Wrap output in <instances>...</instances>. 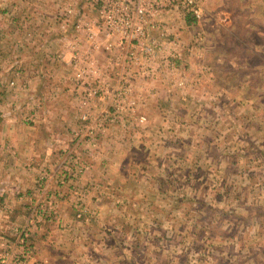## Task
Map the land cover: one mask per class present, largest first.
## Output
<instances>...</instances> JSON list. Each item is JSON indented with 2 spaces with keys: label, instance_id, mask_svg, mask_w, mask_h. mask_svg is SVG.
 Segmentation results:
<instances>
[{
  "label": "rangeland",
  "instance_id": "374dc122",
  "mask_svg": "<svg viewBox=\"0 0 264 264\" xmlns=\"http://www.w3.org/2000/svg\"><path fill=\"white\" fill-rule=\"evenodd\" d=\"M209 1H207L204 15L196 21L189 18L178 20L172 12L165 14V17L170 16L168 19L175 25L171 27L173 32L170 37L166 36V40L172 41V38H178L175 39L177 41L176 55L181 53V56L177 59L165 58L162 56L163 49L154 48L157 55L155 60L151 61L153 64L141 62L135 56L126 54L125 49L115 44L116 39L109 38L110 35L105 32L100 35V38L104 39H96L99 46L97 48H93L90 39H83L81 35H78L79 39H72V32L63 31L59 26L57 0H20V2L15 0L11 2L10 9L13 12L10 10L8 12L13 19L10 21L12 28H9L8 32L17 38L18 46L16 48L8 45L4 50L11 55L14 54V49L17 53L22 51L28 53L31 55V61L28 58L25 61L14 60L16 70H13L10 77H6V82L7 85L9 82L11 85L16 81L18 83L22 78L19 76V70L32 66L34 70L37 69V74L39 73L36 75L39 77L37 82L39 86L48 81L49 85L65 84L69 89L75 102L74 108L72 107L70 112V115L75 114L73 135L75 139L82 137L79 144H84L81 152L77 151L78 153L70 157V165L74 163L70 172L76 173L75 176L71 174L70 179L74 180L80 175L79 173H85L84 171L89 169L92 164L91 161L97 159L101 161V155L106 153L108 147H112L119 149L122 153L117 154L118 159L115 164V167L121 169L119 172L121 174L118 175L120 184L122 182L124 185L133 180L140 187H148L150 195L157 190L165 195L164 202L167 205L165 220L153 219L149 213L144 214L143 211H135L130 215L131 206H125L123 202L117 206V209L123 211V214L120 215L125 214L124 218L107 217L99 220V223L102 226L105 225V228H109V230L105 229L103 235L95 231L93 236L96 243H92L91 237L87 238V244L90 246L87 256L92 258L91 262L88 261L89 264H122L123 261H127L128 254H132L135 264H141L142 259H145L144 263L148 261L146 264H169L170 261H175L173 257L175 248L187 241L189 243L194 241L191 226H182L186 221H191L189 218L182 217L187 215L186 213L195 214L197 219L196 237L198 242L192 244L194 249L192 253L196 255V258L201 257L211 263L213 258L211 252L217 246L216 243L222 242L221 237H227L222 231L229 229L233 233L234 228H241L245 221H256V224L258 223L259 227H262L255 238L257 242H262L264 215H259L257 211L264 210V204L258 206L256 211L249 209L252 207L250 204L240 201L244 196L245 187L239 190L237 189L238 184L233 185V183L236 181L251 183L252 180L257 179L260 181V191L262 190L261 192L264 194V85L257 86L258 89L255 91L253 89L248 91L246 88L247 106L245 104L246 116L244 115V119L241 117L243 104L241 106L236 104L234 107V104L228 102L230 108H226L225 113H222L220 103H217L221 99L218 93L213 95L217 100L212 97L214 99L212 106L208 102L205 103L208 96H205L204 93H198L192 97L182 94V91H185L187 87L190 89L187 86V73L191 77L190 82L196 81L191 87H207V84L199 81L194 73V71L198 73V68L202 64L197 66L194 63L195 66H193L190 65V62L193 59L194 62H204L203 48L211 45L212 49L213 45L215 46L213 50L215 57L218 43L217 40L212 42L211 39H219L220 42L224 35L223 27H230V16L225 8H221V0L212 3ZM87 3H83L85 7L89 8L84 10V14L92 18L98 16L94 11L96 9L90 10L91 7ZM7 8L8 4L4 0H0V13L6 11ZM95 19L97 18L92 20ZM20 37L21 39H19ZM213 51H209L207 57L212 56L211 52ZM117 53L119 56L116 59ZM218 53H223V49H220ZM223 57L225 56L218 55L221 60L217 58L214 64L222 65ZM9 59L12 61V56ZM115 60L118 61L117 64ZM124 60L125 62H123ZM121 62L125 67L123 73L122 69L118 67ZM9 63V60H6V66ZM61 64L66 68L61 67ZM113 64L114 67H112ZM98 66L102 72L97 76L93 73L88 77L78 74L82 70L90 71ZM150 68L153 70L150 71ZM63 69H66L64 75L62 74ZM224 77H227V73ZM20 80L22 81V79ZM262 84H264V80H262ZM51 86L48 89H51ZM205 89H208V92L211 90ZM214 89L216 92L219 90V88ZM236 91L234 90V93H237ZM156 96L161 97L160 100L164 98L165 102L161 100V105H153L144 111L143 107L146 102ZM231 97H236V95L233 94ZM107 98L112 102L113 113L110 114L111 117L108 116L107 122L100 126L96 122L103 111H95V107H100L96 101ZM132 98H135L134 104L130 105L129 101ZM182 102L185 105L181 108L183 115L177 117L179 115L172 113L174 108L181 105ZM161 106H166V109L170 111V119H162L164 114ZM58 112L60 111L57 108L56 114ZM83 112L88 114L90 120L82 118ZM222 114L228 117L224 129L220 128L221 124H217L213 129L215 131L225 130L226 141L220 147L214 142L215 136H212L214 140L210 144L212 145L211 152L219 153L217 149L219 148L220 152L226 154L225 157L224 153H221L224 156L223 165L228 170L219 172L215 166L217 162L210 168L200 166L207 161L205 159L206 144H197L195 139H199L202 135H209L211 131L206 121L210 122L213 116ZM139 115H144V119L140 120ZM114 122H124L126 126L133 125L127 130L123 128L112 130L111 126L116 127ZM209 125L212 126L211 123ZM108 128L111 132L104 136L103 133H106ZM148 130L152 131L154 135H151L150 140L140 139L138 144L134 135L139 134L142 137L141 134ZM78 132L80 138L77 135ZM189 135H195V138L191 139ZM73 141L72 138L71 143ZM184 146L192 149L181 151L180 148H184ZM191 150L194 151L191 152ZM181 153L186 156V160L184 161L183 158L181 162L179 160V162H175L177 155ZM190 162L195 164L192 168H190ZM234 162H238L239 167H244V165L246 167L247 163L250 165L249 168L256 167L260 171L255 173L252 170L244 171L235 168L233 172L230 165ZM170 164L174 165L173 168H169ZM232 172L236 174L232 175ZM109 178L114 183L112 177L109 176ZM223 182L226 184L223 185ZM160 184L162 186L157 189ZM141 192L143 191L141 190ZM208 199H211V202H208ZM160 200L161 197L157 196L155 201L159 202ZM169 200H173V202ZM52 201L54 202L53 199ZM54 208H48V203L38 208L30 207L27 222L22 225L28 230L26 245L22 247L25 253L21 254V247L16 248V252H20L26 262L32 252L28 247L31 226L35 223L37 215L49 217ZM79 211L81 214L77 215ZM240 211L248 218L238 223L241 217L232 213L238 214ZM84 212V206L77 202L76 216L80 217ZM247 212L250 213L247 215ZM125 217H130L131 221ZM235 219L237 227L232 225V220ZM126 223H130V226L128 229H123ZM221 224L229 227L223 228ZM193 229L195 230V228ZM205 229H207L206 233ZM239 238L236 236V243H240ZM116 244L119 246L118 248L115 246ZM224 244H228L226 248L229 249L234 244V240L226 238ZM2 245L5 246L3 250H7L9 247L5 244ZM98 253L103 255L100 254L101 258L97 262L93 256L99 255ZM74 255L78 257L79 253ZM83 258L79 257L76 259L78 262L75 261L73 264L83 263L81 261Z\"/></svg>",
  "mask_w": 264,
  "mask_h": 264
},
{
  "label": "crops",
  "instance_id": "0c3cea01",
  "mask_svg": "<svg viewBox=\"0 0 264 264\" xmlns=\"http://www.w3.org/2000/svg\"><path fill=\"white\" fill-rule=\"evenodd\" d=\"M12 1L15 0H4L8 4V8L0 13V246L5 241H7L6 245L12 241L14 243L16 229L27 222V215L31 206L38 208L47 205L49 200L53 199L55 208L52 214L49 217L37 215L35 223L31 226L28 247L32 252L27 263L73 264L79 257H85L81 260L83 261L81 264H89L88 261L91 262L92 258L87 256L90 251V246L86 241L87 238L91 237L92 243H96L93 236L94 232L98 231L103 235L105 229L109 230V228H105V225L102 226L99 220L107 217L113 219L116 217L124 218L125 214L120 215L123 214V211L117 209V206L122 202L125 206H131L132 212L130 215L135 211H143L144 214L149 213L153 219L165 220L167 211V205L164 202L165 195L160 193L159 190L150 195L151 192L148 187H140L131 178L128 183L126 182L123 185L121 182L120 184L118 175L121 174L119 173L121 169L115 167V164L118 159L117 154L122 153L119 149L112 147H108L106 153L101 155V161L100 159L91 161L92 164L89 169L84 171L85 173H79L80 175L74 180L70 179L71 174L76 175V173L70 172L73 167L72 164H74L70 165V157L78 153L77 151L81 152L84 144H79L81 138L75 139L73 135L75 114L70 115V112L72 107L74 108L75 102L69 89L65 84L58 83L56 86L50 84L52 88L48 89L50 88L48 81L39 86L37 83L39 77L36 76L39 73L37 74V69L34 70L32 66L19 70L22 81L19 79V82L16 81L13 85L10 82L7 85L6 82V77H10L13 70H16L14 60L25 61L28 58L31 61V55H28V53L23 51L17 53L14 49V54L11 55L4 50L5 46L8 45L18 46L17 38L8 32V29L12 28L10 21L13 17L8 12L12 10L10 9ZM16 1L20 2V0ZM216 1L210 0L209 2ZM221 6L229 13L230 27H223L222 32L224 35L220 42L219 39H211L212 42L217 40L218 43L215 57L213 54L215 46L213 45L212 49L211 45L203 48L204 62H194V59L190 62V65L193 66H195L194 63L197 66L202 64L198 68V73L195 71L194 73H196L199 81L207 84V87H191L196 81L190 82L191 77L187 73V86L190 89L187 87L185 91H182V94L192 97V95L196 96L198 93H204L205 96H208L205 103L208 102L212 106L214 99L217 100L213 95L218 93L221 99L219 98L220 100L217 103H220L222 113L226 108H230L228 102L234 104V107L236 104L238 106L243 104L241 117L244 119L247 106L246 88L248 91H251V89L255 91L258 89L257 86L264 85L262 84V80H264V69H262L264 68V0H221ZM220 49H223V53H218ZM209 51H213L211 52L212 56L207 57ZM218 55L225 56L222 59V65L214 64ZM10 56L13 58L12 61L9 59ZM6 60L10 62L7 64L8 66H6ZM218 60L221 59L218 58ZM226 61L227 63H225ZM62 66L66 68L61 64ZM65 71L66 69H63V75L66 73ZM226 73L227 77H224ZM205 88L211 89L210 92L212 93ZM214 88H219V90L216 92ZM233 89L237 90V93H234ZM233 94L236 97H231ZM160 98L156 96L151 101H147L149 103L146 102L143 107L144 111L149 107H153V105H161V100L165 102L164 98L161 100ZM109 100L107 98L96 101L100 107H95V111L108 110L111 113L113 106ZM182 107H185L183 102L174 108L172 114L175 113L174 115L181 117L183 115ZM57 108L60 111L58 114H56ZM161 108L164 114L162 119H170V111L166 109V106H161ZM227 118V115L222 114L221 116H213L210 122L205 120L211 131L210 136L202 135L199 139H195L197 144H206L205 159L207 161L200 166L210 168L217 162L215 166L219 172L228 170L223 165L224 156L226 157L225 152H220V149L217 148L219 153H213V151L211 152L212 145H210L211 141L214 140L212 136H215L214 142L218 146L221 147L225 143V130L215 131L213 128L217 124H221L220 128L224 129L228 121ZM210 123L212 126L209 125ZM113 124L116 127L111 126L112 130L115 128L127 130L133 125L128 124L126 126L124 122H114ZM157 131H159V128H157ZM105 132L103 135L107 136V133L110 134L111 130L108 128ZM151 135H154V133L149 132V130L141 134L142 137L139 134L134 135L135 141L139 144L140 139L150 140ZM72 138L75 142L71 143ZM189 138H195V135H189ZM180 149L181 151L186 149L190 151L192 148L184 146ZM193 151L191 150V152ZM221 153H224V156ZM183 158L185 161L186 156L182 153L178 154L175 162H181ZM194 165L190 162V168ZM173 166L170 164L169 168H173ZM230 166L233 172L235 168L244 171L252 170L255 173L260 171L256 167L249 168L250 165L247 163L246 167L245 165L239 167L238 162H234ZM175 169L178 170L179 168ZM233 172L232 175L236 174ZM109 176L112 177L114 183H112ZM247 182L239 183L236 181L233 185L238 184L237 189L239 190L245 187L244 196L240 201L244 204H250L252 207L249 209H255L256 211L259 208L258 206L264 204V194L261 192L262 190L260 191V181L255 179L251 183ZM224 184L226 183L223 182ZM161 186L162 184L157 189ZM157 196L161 197L159 202L155 201ZM169 201L173 202V200ZM207 201L211 202V199ZM77 202H80L85 208V212L80 217L76 216ZM248 213L250 212H247V215ZM170 214L172 213L170 212ZM186 214L182 217L189 218L191 221H186L187 223L185 222L186 224L184 223L182 226H191L194 236L193 242L197 243V224H194L197 220L196 215ZM232 214L241 218L246 217L241 211L238 214L235 212ZM125 218L131 221L130 217ZM235 221L236 219L232 220V225L237 227L238 224ZM239 222H242V219ZM129 226L130 223H126L123 229H128ZM221 226L223 228L229 227L225 224H221ZM261 228L258 224L251 225L248 228L242 225L241 228H234L233 233L229 229L222 231L227 237H221L222 242L216 243L217 246L211 252L213 257L211 263L205 261L204 258H196V255L192 253L194 251L193 242L189 243L187 241V243L175 248L173 251L175 261H170L169 264H264V235L261 238L262 242H257L255 239ZM246 229H249V231ZM206 232L207 229H205ZM252 232H254L252 237L248 238L247 234ZM176 236L180 238L178 234ZM236 236L240 237V243L235 242ZM226 238L234 240V244L229 249L226 248L228 244H224ZM115 246L119 247L117 244ZM19 247L22 249L21 245ZM75 253H79V256L75 257ZM98 254L93 256L97 262L103 255L102 253ZM126 258L127 261H123L122 264H135L132 254H128ZM144 260L142 259L141 264L148 262L144 263Z\"/></svg>",
  "mask_w": 264,
  "mask_h": 264
},
{
  "label": "built area",
  "instance_id": "2783aa9c",
  "mask_svg": "<svg viewBox=\"0 0 264 264\" xmlns=\"http://www.w3.org/2000/svg\"><path fill=\"white\" fill-rule=\"evenodd\" d=\"M207 1L209 0H57L56 8L59 11L60 28L63 31H71L72 39H79L78 35H81L83 39H90L93 48H97L99 46L96 39H104L100 38V35L105 32L110 35L109 38L116 39L115 44L125 49L126 54L135 56L141 62L151 63L157 55L154 48L163 49L162 56L165 58L177 59L181 56V53L176 55L175 39L178 38L174 37L172 41L166 40V36L170 37L173 32L171 27L175 25L168 19L170 16L165 17V14L172 12L178 20L189 18L196 21L204 15ZM85 2L90 5V10L96 9L94 11L98 16L94 18L97 19L92 20L94 18L84 14V10L89 9L83 4ZM118 56L117 53L116 59ZM117 62L115 60L116 64ZM123 62L118 66L122 69V73L125 69ZM152 68L150 71L153 70ZM101 72L98 66L90 71L82 70L78 74L88 77L92 73L97 76ZM134 100L135 98H132L129 101L130 105L134 104ZM112 113L108 110L103 111L96 124L104 125ZM82 118L90 120L86 112L82 113ZM139 119H144V115H139ZM99 129L102 130L101 127ZM77 135L81 137L79 132ZM48 208H54L52 200H49ZM80 214L79 211L77 215ZM26 236L28 230L21 226L17 229L14 243L12 241L7 244L9 246L7 250H3L4 245L1 246L0 264H28L21 255L25 253L24 248L21 254L16 252L19 245L22 247L26 245ZM6 243L7 241L4 242L5 245Z\"/></svg>",
  "mask_w": 264,
  "mask_h": 264
},
{
  "label": "trees",
  "instance_id": "16d2710c",
  "mask_svg": "<svg viewBox=\"0 0 264 264\" xmlns=\"http://www.w3.org/2000/svg\"><path fill=\"white\" fill-rule=\"evenodd\" d=\"M264 208V207H263ZM258 213H259V215H264V210H262V211H257ZM256 214V213H255ZM248 217H245V218H241L242 219V221L243 220H246ZM194 224H197L196 222L194 223ZM258 224V223H257ZM251 225H256V221H253V220H251V221H245L244 222V227H246L247 226V228L249 227V226H251ZM250 229V228H249ZM249 229H246L247 231H249ZM253 233L254 232H252V233H250L249 235H247V237L249 238V237H252V235H253Z\"/></svg>",
  "mask_w": 264,
  "mask_h": 264
}]
</instances>
